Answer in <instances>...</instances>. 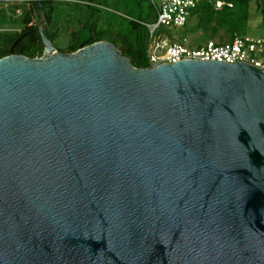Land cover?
<instances>
[{"label":"water","instance_id":"1","mask_svg":"<svg viewBox=\"0 0 264 264\" xmlns=\"http://www.w3.org/2000/svg\"><path fill=\"white\" fill-rule=\"evenodd\" d=\"M0 57V264H264V71L135 67L111 42Z\"/></svg>","mask_w":264,"mask_h":264},{"label":"rangeland","instance_id":"2","mask_svg":"<svg viewBox=\"0 0 264 264\" xmlns=\"http://www.w3.org/2000/svg\"><path fill=\"white\" fill-rule=\"evenodd\" d=\"M90 5L83 0H58L53 4L57 14L53 16L48 32L54 34L52 44L56 50L65 49L73 40L80 44L92 34H98L102 40L113 43L117 48L122 44L121 37L126 36L133 43L130 31V20L152 23L156 18L155 6L150 0H93ZM85 2V3H84ZM157 3L158 0H155ZM31 7L22 0H0V34L19 33L27 24L23 22V13ZM62 8V9H61ZM37 15L29 24L36 22ZM199 16L192 17L184 27H162L168 36H186L190 45L202 44L212 39L227 42L230 38L229 29L215 23L204 24L195 28ZM246 33L251 36H264V23L260 6L251 2L249 17L246 20ZM88 37V38H86ZM1 40V39H0Z\"/></svg>","mask_w":264,"mask_h":264},{"label":"trees","instance_id":"3","mask_svg":"<svg viewBox=\"0 0 264 264\" xmlns=\"http://www.w3.org/2000/svg\"><path fill=\"white\" fill-rule=\"evenodd\" d=\"M23 2H28L31 7L23 13L22 20L27 24L19 33H3L0 34V57L9 54V48L11 44L16 40L20 34H25L15 45L14 53H19L26 55L28 57L41 56L43 54V46L41 37L38 31L36 22L29 24L31 18L39 12L38 0H22ZM46 16V23L44 25V33L48 36V29L54 16L56 7L54 6L52 0H40ZM90 5L93 0H83ZM216 0H209V2L200 3L195 10L191 13L187 19L189 20L194 16H199L200 20L197 21L195 28H199L204 24L215 23V25L223 27L226 26L229 29L230 38L235 34L246 35V23L249 17V6L251 2H256L260 6V11L262 15V21L264 23V0H218L223 2L222 6L218 9L214 8L213 2ZM84 2V3H85ZM156 19V18H155ZM130 31L133 36L131 38L134 40L133 43L128 42L127 37H121L122 44L118 48L123 55L130 58L131 63L135 67H147L149 66L148 58L146 56V48L148 43V29L139 20H130ZM88 38V37H86ZM54 39V34L52 35ZM102 40L98 34H92L89 38V43ZM80 41L73 40L65 49L59 51L61 52H73L79 45ZM203 44V43H202ZM201 45V44H196Z\"/></svg>","mask_w":264,"mask_h":264},{"label":"built area","instance_id":"4","mask_svg":"<svg viewBox=\"0 0 264 264\" xmlns=\"http://www.w3.org/2000/svg\"><path fill=\"white\" fill-rule=\"evenodd\" d=\"M155 6L156 19L152 23L143 22L148 29L146 56L149 66L183 59H213L228 63L247 62L264 71V36L235 34L227 42L209 39L205 44L190 45L187 37L168 36L162 27H184L195 8L209 0H150ZM223 2L214 1L218 9Z\"/></svg>","mask_w":264,"mask_h":264},{"label":"crops","instance_id":"5","mask_svg":"<svg viewBox=\"0 0 264 264\" xmlns=\"http://www.w3.org/2000/svg\"><path fill=\"white\" fill-rule=\"evenodd\" d=\"M52 1H58V0H52ZM62 9V8H61ZM57 14V8L55 9L54 16ZM53 19V17H52ZM52 22V21H51Z\"/></svg>","mask_w":264,"mask_h":264},{"label":"flooded vegetation","instance_id":"6","mask_svg":"<svg viewBox=\"0 0 264 264\" xmlns=\"http://www.w3.org/2000/svg\"><path fill=\"white\" fill-rule=\"evenodd\" d=\"M36 15H37V13H36Z\"/></svg>","mask_w":264,"mask_h":264}]
</instances>
